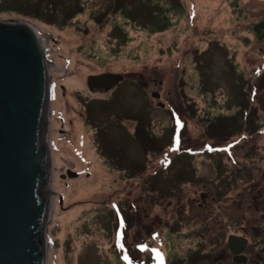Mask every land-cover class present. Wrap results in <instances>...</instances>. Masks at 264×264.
<instances>
[{
	"label": "rangeland",
	"instance_id": "rangeland-1",
	"mask_svg": "<svg viewBox=\"0 0 264 264\" xmlns=\"http://www.w3.org/2000/svg\"><path fill=\"white\" fill-rule=\"evenodd\" d=\"M19 21L54 66L47 264H179L199 194L258 183L234 156L264 136V0H0Z\"/></svg>",
	"mask_w": 264,
	"mask_h": 264
},
{
	"label": "water",
	"instance_id": "water-1",
	"mask_svg": "<svg viewBox=\"0 0 264 264\" xmlns=\"http://www.w3.org/2000/svg\"><path fill=\"white\" fill-rule=\"evenodd\" d=\"M49 65L28 23L0 22V264H47L48 194H53ZM116 83L94 76L86 87L108 90Z\"/></svg>",
	"mask_w": 264,
	"mask_h": 264
},
{
	"label": "flooded vegetation",
	"instance_id": "flooded-vegetation-1",
	"mask_svg": "<svg viewBox=\"0 0 264 264\" xmlns=\"http://www.w3.org/2000/svg\"><path fill=\"white\" fill-rule=\"evenodd\" d=\"M250 143L234 157L244 170H248L253 157L248 149H255L259 166H262L254 174L259 177L257 186L244 185L240 190L250 192L249 198L229 195L230 201H224L222 208L213 194L200 193L201 200L209 201L207 205L197 203L203 216L192 221L199 226L200 238L193 239L189 247L180 249L177 253L179 264H264V136L257 137L256 145ZM215 213L221 216L217 217Z\"/></svg>",
	"mask_w": 264,
	"mask_h": 264
},
{
	"label": "bare ground",
	"instance_id": "bare-ground-1",
	"mask_svg": "<svg viewBox=\"0 0 264 264\" xmlns=\"http://www.w3.org/2000/svg\"><path fill=\"white\" fill-rule=\"evenodd\" d=\"M42 46H43V43H42ZM44 47V46H43ZM53 65L52 64H50L49 65V69H51V67H52ZM54 67V66H53ZM51 70H49V72H50ZM50 78H51V72H50ZM50 191V190H49ZM48 196H49V198H52V193L50 192L49 194H48ZM51 207L52 206H50V215H49V221H50V219H51V217H52V212H51ZM46 244H47V240H46ZM46 249H47V252H48V246L46 247Z\"/></svg>",
	"mask_w": 264,
	"mask_h": 264
},
{
	"label": "trees",
	"instance_id": "trees-1",
	"mask_svg": "<svg viewBox=\"0 0 264 264\" xmlns=\"http://www.w3.org/2000/svg\"><path fill=\"white\" fill-rule=\"evenodd\" d=\"M257 32L260 33V31H263L264 32V22L261 23V25H258L257 27Z\"/></svg>",
	"mask_w": 264,
	"mask_h": 264
},
{
	"label": "snow or ice",
	"instance_id": "snow-or-ice-1",
	"mask_svg": "<svg viewBox=\"0 0 264 264\" xmlns=\"http://www.w3.org/2000/svg\"><path fill=\"white\" fill-rule=\"evenodd\" d=\"M123 245H121V247H122ZM143 247V246H142Z\"/></svg>",
	"mask_w": 264,
	"mask_h": 264
}]
</instances>
